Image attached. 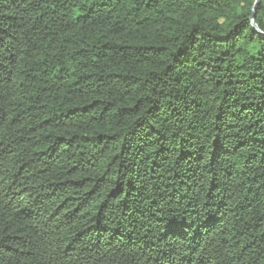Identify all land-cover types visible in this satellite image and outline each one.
I'll use <instances>...</instances> for the list:
<instances>
[{"label": "trees", "instance_id": "obj_1", "mask_svg": "<svg viewBox=\"0 0 264 264\" xmlns=\"http://www.w3.org/2000/svg\"><path fill=\"white\" fill-rule=\"evenodd\" d=\"M0 264H264V0H0Z\"/></svg>", "mask_w": 264, "mask_h": 264}, {"label": "water", "instance_id": "obj_2", "mask_svg": "<svg viewBox=\"0 0 264 264\" xmlns=\"http://www.w3.org/2000/svg\"><path fill=\"white\" fill-rule=\"evenodd\" d=\"M258 0H256V2H257ZM251 22H252V27H253V29L255 30V31H257L258 32V28L255 26V24H254V22H253V14H252V16H251Z\"/></svg>", "mask_w": 264, "mask_h": 264}]
</instances>
